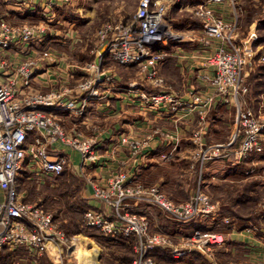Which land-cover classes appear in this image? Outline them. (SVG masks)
I'll use <instances>...</instances> for the list:
<instances>
[{
    "label": "built area",
    "instance_id": "1",
    "mask_svg": "<svg viewBox=\"0 0 264 264\" xmlns=\"http://www.w3.org/2000/svg\"><path fill=\"white\" fill-rule=\"evenodd\" d=\"M68 1L0 0V248L23 247L34 258L47 251L50 241L66 238L56 228L52 211L19 195L17 174L26 170L27 178L37 175L38 181L59 175L64 168L72 167L65 149L75 152L80 167L101 158L99 145L92 135L84 132L83 123L69 122L61 113L68 118L82 116L91 99L104 96L99 85L106 80L108 65L133 66L137 77L128 82L127 88L135 91L148 106L165 105L179 112L177 118L196 110L204 114L213 100L212 95L196 90L188 91V100L179 99L167 89L148 92L141 83L147 80L151 85L162 87L159 66L167 55L162 45L172 35L164 26L168 0H138L127 19L101 22L94 33L95 57L81 65L73 64V70L60 69L71 77L79 70L78 76L72 81L56 80L47 88L34 86L32 81L38 80L34 70L42 61L47 63L46 67L54 65L58 70L56 53L49 48L37 53L33 45L52 34L54 8ZM9 7L14 13L38 7L43 19L14 22L4 11ZM192 11L200 26L198 42L203 47L212 46L203 61L213 70L208 80L214 93L224 102L233 100L236 106V129L230 140L207 145L197 156L204 160L231 154L241 161L262 153L264 115L238 102V95L247 90L246 66L250 55L238 31V15L246 11L245 0H199ZM254 37L251 35L252 40ZM188 39L192 40L191 36ZM263 58L261 55L260 59ZM198 138L199 133L195 131L194 140ZM118 144L136 156L150 146V138L122 134ZM89 184L93 198L105 203L111 212L105 214L86 208L81 216L82 226L97 228L109 235L134 236L130 264H156L151 254L156 247L169 251L173 258L189 254L207 258L225 241L222 232L200 228L174 241L165 234L150 231L143 215L119 211L126 207L128 198H133L157 207L176 221L188 222L215 210V203L204 192L197 191L187 200L177 201L158 185L144 184L125 169L115 171L103 184ZM59 264L71 263L59 261ZM253 264H264V257Z\"/></svg>",
    "mask_w": 264,
    "mask_h": 264
},
{
    "label": "crops",
    "instance_id": "2",
    "mask_svg": "<svg viewBox=\"0 0 264 264\" xmlns=\"http://www.w3.org/2000/svg\"><path fill=\"white\" fill-rule=\"evenodd\" d=\"M242 13L238 15L239 28L242 22ZM197 33L200 34L199 29ZM239 35L243 42L246 41L244 45L249 48V59H252V61L254 60L253 62H261L260 57L261 55L264 56V51L260 49V45H254L255 37L253 40L251 39V35H255L253 29L250 28L245 35L240 33ZM190 36L192 40H186L183 36L165 39L162 46L167 49V55L162 63L163 66L160 65L162 69L159 66V73L163 79H165L166 83V77L163 74L168 75V72H170L168 69H172L173 72H176V74L172 72L169 74L176 75L181 79V88L174 89L167 87V90L172 91L179 99L188 100V91L190 90H196L205 95H212L213 100L206 113L200 114L196 110L192 113L183 115L181 118H177L176 115H179V112L173 111L168 106H148L139 98L135 91L127 88L128 83L126 82L136 79V76H130L127 80L124 78L120 80V76L116 74L112 68L108 67L106 68V80L103 84L99 85L100 89L104 90L103 97L100 99H91L85 114L82 116L68 118L61 113V116H64L63 118L68 119L69 122L83 123L81 127L86 134L94 137L95 142L99 145V151L101 153V158L97 162L80 167L79 158L75 152L70 149H65L72 163V167L70 168L72 171L70 174H78L85 180L84 185L79 188L80 190L78 189L79 191H76V197L77 195L82 196L87 191L90 196L88 195L89 201L87 202L86 208L98 209L105 214L111 212L110 207H107L105 203L93 198L89 182L103 184L109 176L117 171V169H125L144 181L151 179L153 184L160 186L167 196L174 200H178L179 198L185 200L190 198L197 191L204 192L209 196L210 201L215 203V210L200 214L192 221L186 223L185 228L188 232H186L185 229L182 231L178 228L181 226L183 227L184 224L182 223L184 222L176 221L165 214L162 216L163 220H160V223L163 227L166 226V230H164L167 232L161 229H156L154 231L169 237L172 235L180 237L182 234L189 233L194 228L201 227L212 230L224 228V234L226 235L225 241L222 245L217 247H224L225 250L234 254L240 252L243 257L245 256L249 259V264H253L255 261L264 257V217H261L264 213V209H260L261 211L259 212L261 219H259V215L251 219L246 217L243 218L245 222H239L237 218L241 217L228 210H232V207L234 208L238 204H241L239 197L244 192L246 194V200L243 203L253 200L252 194L257 187V182L255 181L256 184L253 182L252 185H249L247 188H237L236 191H239L237 193L239 194L237 199H235V197L233 199L232 197L228 198L229 195L227 196V194L224 198H222L223 194H219V196L215 194L212 195V193L216 192L214 191L216 184L213 185L214 181L210 179L215 178L214 173L216 170L214 171V169L218 168L221 162L200 160L197 156V152L202 150L204 145L227 142V137L229 136L227 134L230 133V131H232L230 136H233L232 133L236 128V124L234 123V115L233 122L231 120V107L233 106L234 111L236 110L235 102L233 100L224 102L214 93L213 86L208 80L213 70L211 67L206 66L203 60L211 52L212 46L211 48L203 47L197 40V34H191ZM48 37L51 36L46 35L44 38ZM60 60L61 58L57 60L58 70H56L54 65L46 67L47 63L45 61L37 65L34 74L36 73L38 80L37 82L32 81V84L34 86H40L41 88H47V86L51 85L52 82L56 80L58 82L61 80L67 81V79L72 81L74 77H71L70 74L67 75L68 72L66 71H60V69L66 70L67 68L73 70L72 65H67L65 63L61 65ZM141 83L144 84L145 88L152 87L153 89H150L151 92L159 91L162 88L151 85L147 80H141ZM147 91L150 92L149 90ZM238 102L242 107L246 105L250 106L243 94L238 95ZM77 103L79 104V98H77ZM257 109L260 112L261 109ZM91 110L92 113H90ZM120 114H122L121 119L118 118ZM230 114L231 118L229 116ZM92 116L109 120V126L107 125V128L100 130L99 127L94 124V120H90ZM228 125L232 127L229 129ZM195 131L199 133L197 141L194 140ZM122 134L135 137L148 136L150 138V146L142 153L134 156L128 148L117 146L119 137ZM261 155L262 159H264V152ZM221 161L227 163L230 167L223 170V180L236 181L237 178H243L238 177L239 173L236 172L238 171L237 165L241 164V161L235 160L231 154L223 157ZM159 162L173 165L175 169L170 171L161 169L158 164ZM178 169H180V173L178 176H175L177 177L176 179L172 173ZM178 181L179 183L183 182L180 188L182 190L179 191L181 192L179 198L173 195L175 191L169 189L170 184L174 190H178L174 184ZM263 183L264 181L261 184ZM189 185L192 190L189 189ZM231 190L232 189L226 188L225 192L228 191L230 193ZM191 193L193 194L189 195ZM263 203L264 201L262 204ZM41 205L44 206L42 203ZM125 206V208L129 210L134 212L137 211L138 214L143 215L147 219L149 227L155 225L153 222H157L155 216L152 215L151 206L153 205L128 198ZM53 216L56 228L61 230L66 238L65 240H57L56 243L58 245L56 243L51 244L53 246L57 245L56 252L60 261L73 264L75 261L73 259V253L76 252L79 257L88 262V264H122L124 261H122L119 247L130 245L131 254L133 253L134 236L104 234L97 228L82 226L81 219H79L76 222L74 232L66 231L69 233L68 236L70 237H68L63 230L64 228L62 229L60 224L58 225L57 218H55L56 215ZM81 228H88V230L91 228V232H82L83 230ZM100 233L104 234L106 238ZM69 238L72 239L69 241L70 247L65 242L69 240ZM82 243H95L101 246V251H108L111 255H109L108 260L106 259L102 262L103 256L99 254V251L97 255L96 252L93 251L94 247L92 245L90 251H88V249H86L87 251L82 250L80 248V244ZM158 248L165 251L164 248ZM49 254V251H46L43 257H35L30 263L49 264L51 261L53 264H56L53 259L50 258ZM94 255H97L96 258ZM40 258L44 259L45 262H41Z\"/></svg>",
    "mask_w": 264,
    "mask_h": 264
},
{
    "label": "rangeland",
    "instance_id": "3",
    "mask_svg": "<svg viewBox=\"0 0 264 264\" xmlns=\"http://www.w3.org/2000/svg\"><path fill=\"white\" fill-rule=\"evenodd\" d=\"M137 1L138 0H69L66 3H63L62 6L54 8L55 20H53L50 24V27L52 28V34H49V36L51 37L40 39L39 41H36L33 46L36 48L37 53H39V51H42L44 48H49L51 51L55 52L57 58L58 59L61 58L60 60L61 65H63L64 63L67 65L70 64L81 65L85 61H89L95 57L97 44H95L96 41H95L94 33L96 28H98V26L100 25V23L105 20L116 21L118 19H127L129 15L134 11ZM198 1L199 0H168L167 1L164 26L170 32H172V35L168 36L167 38L183 36L186 40H189L188 37L191 34L198 35L197 32L200 26L192 11L193 6ZM245 9L246 11L242 13L243 16L241 17L242 22L238 31L240 34L245 35L246 32L250 28H252L255 34L254 45L257 44L260 45V49L264 51V0H251V1L245 0ZM4 11L8 12V16H10V20L14 22H19V21L23 22L26 20L38 22L40 19H43L41 10L38 7H34L32 9H27V8L21 9L18 10L16 13L12 12L10 7L4 8ZM55 31L57 32V34ZM166 53H167V49H166ZM253 61L252 59H249V62L247 63L246 66L245 83L247 85V90L246 93L243 94V96L245 97L247 103L255 112L264 115V70L258 71L259 69L257 68V64L263 62L264 58L261 60V62H253ZM162 66H160L161 69ZM107 67L112 68L114 72H116V74L120 76V80L121 78L127 80V78L130 76L132 77L136 76L135 75L136 70L133 69L134 68L133 66L125 68L124 66L121 65L111 64L108 65ZM168 71L172 72L173 74L174 73L176 74V72H173L172 69L170 70L168 69ZM170 72H168V75L163 74L166 77V83H165V79H163L161 89H167V87L180 89L182 82L181 79L178 78L176 75H170L169 74ZM79 74L80 71L76 70L74 73V77L78 76ZM255 74L257 77H255ZM146 89L150 91V89L153 88L146 87ZM231 108H232L231 109L232 118H231V114L229 116L233 122V115H234V123H235L236 110L234 111L233 106ZM257 108L261 109L260 112L258 111ZM90 113H92V110ZM226 116L228 118L227 113ZM90 118H92L90 120H94L93 121L94 124L97 127H99L100 130L107 128L110 124L109 120L101 119V117L92 116ZM118 118L121 119L122 114H120ZM228 126L229 129L230 127H232L230 125ZM229 129L227 127L228 131ZM231 132L232 131H230V133L227 134L229 135L227 137L228 141L231 138L230 136ZM234 133L235 130L233 131L232 135ZM206 146L207 145H204V148H206ZM263 152L256 155H251L245 158L244 160H241L240 162L241 164L237 165L238 171L236 172L239 173L238 177H243V178L242 179L237 178L236 181L222 179L224 178L223 177L224 174L222 173L223 170L226 168H230L227 163H223L221 161L223 157L204 159L206 161L214 160L221 162L220 166H218V168L215 167L216 169H214V171L216 170L214 173L215 178L210 179L214 181L213 185L216 184L215 185L216 188H214V191L216 192L212 193V195L215 194L216 196H219V194H223L224 196L222 195V198H224L227 194V196L229 195L228 198L232 197L233 199L235 197V199H237L239 197V194H237L239 191H236L237 188L239 187L247 188L249 185H252L253 182L255 184L257 182V187L255 188L252 194L253 200L245 202L243 204L242 203L238 204L234 208L231 206L232 210H228L229 212H234V214H237L241 217V218H237L239 222H245L243 218L246 217L250 219L257 217V215H259V212L264 209V203L262 204V202L264 201V183L261 184L264 181V159H262L261 157L262 156L261 154H263ZM158 164L161 169H167L168 171L175 169V166L173 165H169L161 162H159ZM179 170L180 169L172 173L174 178L176 179L177 177L175 176H178V174L180 173ZM71 171L72 170H70V168H67L66 175L60 174L59 177L57 178L46 176L45 178H41V181H38L39 178L37 175H32V178H27L28 175L27 176L25 175L27 174L26 170H23L17 174L19 195L22 196L23 199L25 200L33 201L40 204L42 203L45 208L47 207L48 210L52 211L53 215H56L55 218H57L58 225L60 224V227L62 229L64 228L63 230L67 236L69 233L66 231L74 228L76 225V222L73 221V216L79 219L78 217L79 210H81V214H82V209H81L82 207H79V204L82 205L83 203H85L87 205V202L89 201L88 198L89 193L87 191L82 196L77 195V198H75L76 191L80 190L79 188H81L84 185L85 180L82 176L78 174L71 175L70 174ZM139 180L141 182L143 181L144 184H153V182H151V179H147L146 181H144L143 179L140 178ZM174 184L176 185V188L178 190H174L170 184H169V189L171 191H175L173 195L179 198L180 197L179 195H181V192L179 191L182 190L180 188L183 182L179 183L178 181ZM226 188L232 189L230 193L228 191L225 192ZM189 189H190V185H189ZM190 190H192V188ZM192 194L193 193L189 195ZM239 198L241 201L242 197L240 196ZM183 200L184 199L179 198L177 201H183ZM151 207H152L151 208L152 215L155 216L157 222H153V224L155 223V225H151V227H149L150 231H154L156 229L164 230L166 226L163 227L160 223V220H163L162 216L164 215V213L155 206H151ZM67 208H69L71 212H69ZM119 211H121V213H128V214L132 212L135 213L136 216L139 215L137 211L134 212L125 207L122 209L120 208ZM262 216L264 217V213L261 215V217ZM261 217L259 215V219H261ZM188 222L182 223L184 224V226L182 227L180 225L181 227L178 228H180V230L182 231L183 229H185L186 231L185 224ZM61 224H63V227L61 226ZM81 229L83 230V231L81 230L82 232H87V233L91 232V228L89 230L88 228L87 229L81 228ZM200 229H205V228L200 227ZM165 230L164 232H167ZM214 231H219L222 232L223 234L225 232L224 228H218V230H214ZM183 235L185 234H182L181 236ZM224 236L226 235L224 234ZM171 237L170 238L174 241L179 239V237L177 236L172 235ZM70 240L72 239L69 238V240L65 241L68 246L70 245L69 243ZM57 245L55 246L56 249H57ZM91 245L94 247L93 251L96 252L97 255L99 251V254L103 256L102 262L105 261L106 259L107 260L109 259V255H111V253H109L108 251L105 252L104 250L101 251V246H98L95 243H86V244L82 243L80 244V248L82 250L88 249V251H90ZM51 247H53V245L49 246V248L47 249V251H49L50 253L49 254L50 258H52L56 264H59L60 259L57 256L56 249L55 247L54 248ZM119 248L121 252L119 250L117 251L121 253L122 261H124V263L122 264H127V263L130 264L132 259L130 260V262H128V259L126 258H128V256L131 255V246L125 245V246H120ZM23 249L25 250V248ZM24 254L22 257L17 256L11 258L9 264H29L30 261L34 259V257L29 256L27 252ZM97 255H94L95 258ZM41 257H43V255H41ZM244 257L241 255L240 252L238 253L236 252L234 254L231 253L230 251L225 250L224 247H215L212 254L207 258H204L197 254H189L187 256H183L180 258H173L171 257L169 251H167L166 253H164V255L155 256V262L156 264H246V263L249 264L250 262L249 259ZM73 259L75 260L73 264H88V262L82 260L79 257L78 253L76 252L73 253ZM42 261H44V259H42Z\"/></svg>",
    "mask_w": 264,
    "mask_h": 264
},
{
    "label": "trees",
    "instance_id": "4",
    "mask_svg": "<svg viewBox=\"0 0 264 264\" xmlns=\"http://www.w3.org/2000/svg\"><path fill=\"white\" fill-rule=\"evenodd\" d=\"M257 68L259 69L258 71H263L264 70V61L261 62V63H258L257 64ZM255 77H257L256 74H255ZM66 171H67V168H64L60 174L66 175L67 174ZM59 175H57V176H55L53 178H57V177H59ZM245 195H246L245 192L241 195V197H242L241 203H243L246 200ZM75 198H77V197L75 196ZM79 207H82L81 209H82V212H83V210L86 209L87 205L85 203H83L82 205L79 204ZM67 210L69 212H71V210L69 208H67ZM78 217H79V219H81V210L78 211ZM79 219L76 218L75 216H73V221L74 222H77ZM62 226H63V224H62ZM74 230H75V227L70 229V230H67V231L68 232L69 231L70 232H72V231L74 232ZM101 235H104V234H101ZM105 238H106V236H105ZM110 238H112V237H110ZM165 251L156 247L154 250L151 251V254L155 258V256L164 255V253H166ZM24 253H26V251L23 249V247H18L15 250H10V249H8L6 247H2V248H0V264H9L10 263L9 261H10L11 258L17 257V256L22 257ZM133 256H134V254L132 253L131 255L128 256V258H126V259H128V262L133 258ZM39 257H41V256H39ZM40 261L42 262L41 258H40Z\"/></svg>",
    "mask_w": 264,
    "mask_h": 264
},
{
    "label": "bare ground",
    "instance_id": "5",
    "mask_svg": "<svg viewBox=\"0 0 264 264\" xmlns=\"http://www.w3.org/2000/svg\"><path fill=\"white\" fill-rule=\"evenodd\" d=\"M54 243H55V242H51V241H50V242L48 243V245H47L48 248H49V246H51V244H54ZM54 247H55V246H53V247H51V248H54ZM51 248H50V249H51ZM55 249H56V247H55ZM53 254H54V253H53ZM54 260H55V259H54Z\"/></svg>",
    "mask_w": 264,
    "mask_h": 264
}]
</instances>
